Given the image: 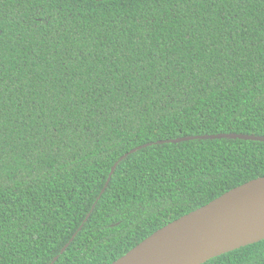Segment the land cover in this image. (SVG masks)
I'll return each instance as SVG.
<instances>
[{
    "label": "trees",
    "instance_id": "16d2710c",
    "mask_svg": "<svg viewBox=\"0 0 264 264\" xmlns=\"http://www.w3.org/2000/svg\"><path fill=\"white\" fill-rule=\"evenodd\" d=\"M0 92V264H111L264 176V0H0Z\"/></svg>",
    "mask_w": 264,
    "mask_h": 264
},
{
    "label": "water",
    "instance_id": "95a60500",
    "mask_svg": "<svg viewBox=\"0 0 264 264\" xmlns=\"http://www.w3.org/2000/svg\"><path fill=\"white\" fill-rule=\"evenodd\" d=\"M202 138L264 143V136L241 134H219ZM192 139L196 138H180L169 143ZM143 147L130 151L119 161ZM116 165L117 163L111 169L105 187ZM75 236L76 234L69 243ZM261 241H264V176L235 187L208 204L170 222L111 264H204ZM69 243L62 249L61 254ZM56 260L57 258L51 264Z\"/></svg>",
    "mask_w": 264,
    "mask_h": 264
},
{
    "label": "snow or ice",
    "instance_id": "6c2138e0",
    "mask_svg": "<svg viewBox=\"0 0 264 264\" xmlns=\"http://www.w3.org/2000/svg\"><path fill=\"white\" fill-rule=\"evenodd\" d=\"M228 58H229V60L233 59L232 56H229ZM151 79L152 78L149 77V80H151ZM155 83L158 84V85L163 83L164 87H170L171 86V82L170 81H163L162 82L160 80H157V81H155ZM106 87L107 86L104 84V81H100L99 84H97V88H100L102 91L104 89H106ZM93 91L95 92L96 88H94ZM2 95H3V93L0 92V97H2ZM99 95H100V93L97 92V96H99ZM93 98L95 99V97H93ZM37 115H39V113H37ZM2 121H3V101H2V98H0V125H2ZM0 134H2V126H0ZM56 139L59 140L60 137L57 136ZM48 147H50L56 153H58L60 151V144H50V145H48ZM2 164H3V155H2V153H0V165H2ZM2 191H3V186H2V182H0V192H2ZM49 200H50V198H49ZM52 203H54V202H52ZM36 206L39 207V205H36ZM27 211H28V208L26 206L24 209L21 210V213L23 214L24 212H27ZM40 211L44 212V209L41 208ZM44 215H47V213H44ZM31 216H32V222H34L35 224H38L40 226H43V222H42L41 216L37 215L36 213H32ZM25 225L27 227H25ZM29 225H30V222L26 220L21 225V227L24 228V229H27L29 232H31L32 229H31V227ZM0 232H2V229H0ZM0 242H2V236H0Z\"/></svg>",
    "mask_w": 264,
    "mask_h": 264
}]
</instances>
